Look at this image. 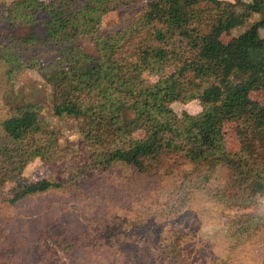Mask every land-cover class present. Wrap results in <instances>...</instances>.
Instances as JSON below:
<instances>
[{
  "label": "trees",
  "instance_id": "16d2710c",
  "mask_svg": "<svg viewBox=\"0 0 264 264\" xmlns=\"http://www.w3.org/2000/svg\"><path fill=\"white\" fill-rule=\"evenodd\" d=\"M253 14H264V0H0V24L9 31L0 43V99L12 73L30 66L50 86L56 117H86L80 123L81 149L65 157L38 124L35 105L0 106V114L6 109L0 115L1 208L15 211L52 196L78 197L80 185L90 181L100 191L110 186L120 191L133 189L138 180L177 175L166 202L143 199L145 215L132 208L135 219L101 229L99 241L81 229L61 234L50 221L41 231L44 237L53 234L47 243L35 236L37 229L27 234V243L0 228L7 241L0 264H12L9 250L42 252L48 262L50 246L66 252L76 246L110 250L90 258L100 264H225L184 256L174 217L195 191L244 205L264 192V104L251 98L264 92L259 35L264 18L221 40ZM17 26L28 32L10 33ZM81 36L91 38L96 56L81 48ZM177 39L190 43V55L176 51ZM146 75L157 79L148 82ZM171 96L198 101L200 112L177 116L166 106ZM226 124L233 125L231 150L225 148ZM35 159L49 173L31 182L22 173ZM221 168L224 177L218 175ZM6 183L13 186L1 193ZM262 222L256 215H234L227 233L249 236ZM151 226L156 236L146 251L130 244L117 249L121 236Z\"/></svg>",
  "mask_w": 264,
  "mask_h": 264
},
{
  "label": "rangeland",
  "instance_id": "374dc122",
  "mask_svg": "<svg viewBox=\"0 0 264 264\" xmlns=\"http://www.w3.org/2000/svg\"><path fill=\"white\" fill-rule=\"evenodd\" d=\"M223 1L232 2L234 0ZM243 1L248 2L251 0ZM263 18L264 14H253L243 25L232 29L228 35H222L221 40L227 42L231 37L238 36L253 23ZM6 32H9L7 26L0 24V43ZM27 32L28 29L23 26H17L10 31L15 36H24ZM259 35L264 38V27L259 29ZM78 43L87 54L96 56L95 45L89 36H81ZM173 44L176 51L183 56L187 57L191 54L188 41L177 39ZM145 78L148 82H155L157 76L146 75ZM251 98L257 100L260 104H264V92L252 93ZM7 103L35 105L38 124L51 133V139L59 155L65 156L67 154L65 157L76 155L81 149L80 123L86 117H80L78 120L56 117L53 114L50 86L37 69L26 66L12 73L6 91L0 99V106L7 105ZM166 106L177 116H181L183 113L195 115L201 110L198 101L183 103L178 96L169 97ZM1 110L0 115L2 116L6 109ZM223 131L225 148L231 150L234 147L233 125L226 124ZM140 137L141 133H135L136 139ZM219 170L218 175L220 173V177H224L226 169L221 168ZM48 173L49 169L39 159H35L24 168L22 176L33 182L47 176ZM93 182L90 181L80 185L81 195L78 197L52 196L38 200L31 207L28 204L22 205V208L15 211L8 210L6 212L4 208L0 207V228L4 227V229L11 232L13 237H20L21 241L27 243L30 242L27 239L29 236L27 234L37 229L35 236L38 239L44 238L47 243L51 240L53 234L50 231L44 237V232L41 233V231L43 226L50 221L55 223L53 226L58 225L56 229H61V234L66 230L81 229L83 233L91 234L99 241L98 233L104 231L101 229L124 226V223L135 219V211L132 208L137 209L139 207L145 215L141 204L143 199L154 200L158 205L166 202V197L169 196L170 191L177 184V175L173 177H156L149 181L146 179L143 181L138 180L139 183L135 182L133 189L128 186L127 189L120 188V191H117V187L113 188L111 186L106 189L101 187L100 191L94 186ZM12 186V183L2 185L1 193L6 192ZM210 186L213 187L211 183ZM178 213L174 220L183 235L181 251L185 252L186 255L184 256L189 258L196 256L208 261L217 258L224 261L225 264H264V222L261 223L256 232L249 236L234 238L227 233L230 219L234 215L252 214L264 219V192L259 193L252 203L244 205L235 204L230 200L220 201L199 190L193 192L188 204ZM125 229L126 227H123V230ZM155 231L156 226H151L147 230L133 234L130 237L121 236L117 243V249H127L126 246L130 244L137 252L146 251L147 245L156 236ZM2 238L3 235L0 234V249L7 242ZM50 249V253H52L48 262L43 261L44 255L42 252L27 255L21 252L16 253L15 250L11 252L9 250V261L12 264H100L97 261L91 263L90 258L111 252L106 248L101 250L97 247L78 249L77 246L68 250V252L54 246H50ZM50 253H47V255Z\"/></svg>",
  "mask_w": 264,
  "mask_h": 264
}]
</instances>
